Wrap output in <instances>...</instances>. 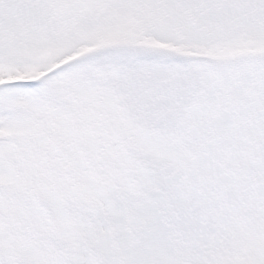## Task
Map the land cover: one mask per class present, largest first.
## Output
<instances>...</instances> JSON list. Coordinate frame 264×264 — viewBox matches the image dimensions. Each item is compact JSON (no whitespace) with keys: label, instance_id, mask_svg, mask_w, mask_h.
<instances>
[{"label":"snow or ice","instance_id":"6c2138e0","mask_svg":"<svg viewBox=\"0 0 264 264\" xmlns=\"http://www.w3.org/2000/svg\"><path fill=\"white\" fill-rule=\"evenodd\" d=\"M0 264H264V0H0Z\"/></svg>","mask_w":264,"mask_h":264}]
</instances>
